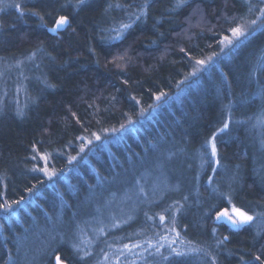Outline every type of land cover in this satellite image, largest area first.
Listing matches in <instances>:
<instances>
[{
	"label": "trees",
	"instance_id": "1",
	"mask_svg": "<svg viewBox=\"0 0 264 264\" xmlns=\"http://www.w3.org/2000/svg\"><path fill=\"white\" fill-rule=\"evenodd\" d=\"M261 8L264 0H0V204L11 205L0 209V264H19L35 221L60 208L72 217L161 141L189 152L191 184L94 247L53 246L41 264H116L122 252V264H264ZM60 16L68 23L50 31ZM252 20L246 36L222 43ZM233 205L253 216L237 230L216 220Z\"/></svg>",
	"mask_w": 264,
	"mask_h": 264
},
{
	"label": "rangeland",
	"instance_id": "2",
	"mask_svg": "<svg viewBox=\"0 0 264 264\" xmlns=\"http://www.w3.org/2000/svg\"><path fill=\"white\" fill-rule=\"evenodd\" d=\"M178 152L177 144L161 141L151 155L132 162L113 180L100 185L81 209L79 203L72 217H66L60 208L55 216L48 217L47 223L35 221L30 231H26L19 241L18 263L41 264L49 250L60 244L73 243L75 248L80 249V243L85 245L88 242L94 247L100 233L105 235L108 230L121 227L164 193L177 190L180 184H191L193 166L189 152L181 155ZM199 161L204 162L202 158ZM227 210L233 215L232 207ZM83 214L84 222H80V215ZM83 252L89 253L84 249ZM122 256H116V264L123 263Z\"/></svg>",
	"mask_w": 264,
	"mask_h": 264
},
{
	"label": "snow or ice",
	"instance_id": "3",
	"mask_svg": "<svg viewBox=\"0 0 264 264\" xmlns=\"http://www.w3.org/2000/svg\"><path fill=\"white\" fill-rule=\"evenodd\" d=\"M84 2H85V0H76L77 5L83 4ZM183 3H184V0H177V6H180ZM15 8L20 12L21 15L24 14L25 9L22 8L21 3H19V2L15 3ZM260 12H261L262 15H264V8H261ZM37 15H38V13H37ZM40 19L43 22V17H40ZM67 23H68V17L67 16H60L55 21V25L49 30L50 31H57L58 29L63 28ZM254 24H256V21L252 20L247 25H237L236 27H233V28L229 29V31L231 32L232 35H231V37L225 36L224 40L222 41V43H224L225 45H230V44L233 43V40H237V39H239L242 36H246L248 34L249 25H254ZM130 26L131 25L122 24L120 26V28L122 30H126ZM120 35H121V32L118 31L117 32V37H119ZM213 55H215V53ZM211 59H212V57L208 58V60H211ZM206 62L207 61H205V60H200L197 63L200 64V65H204ZM162 95H163V93H161V96ZM159 99H160V96H157V100H159ZM230 119H231V117H229L228 120H225L224 123H223V127L217 129V132H223L224 130L228 129L229 128ZM113 131H115V129H113ZM96 139H100V137L97 136ZM206 143L211 145V154H212V156H216V154H217L216 133H213V135L210 138V140H208ZM35 158L36 157H33V159H35ZM42 159H44L46 161L47 160V156L42 157ZM72 159H75V157H73ZM39 170L45 172V174L48 175L49 177L54 176L56 174L55 171H51L50 172L47 169V167L41 168ZM29 191H31V189H29ZM230 199L231 198L229 197V201H230ZM21 200H23V198H21ZM13 203L20 204L21 201H14ZM0 209L8 211V210L11 209V205L8 204L7 202H5L3 204H0ZM232 213H233V215H230L228 210L224 209V210L219 211V212L216 213V219L217 220H221V221L226 219L228 222L231 223L233 228H239L243 224L249 223V222H251L253 220V216L252 215H249L248 212H246L243 209L238 208V207H236L234 205L232 207ZM160 219H161V221H163L164 217L161 216ZM176 235L179 236V233H177ZM151 246H152L151 241H149V247H151ZM132 247H136V245H133ZM160 247H163V245H159L156 248V252L157 253H159ZM124 248L127 249V248H129V246L128 245H124ZM198 251H200V249H197V248H189L187 250V252L186 251H178L175 248L172 249V252L175 253V255L177 257L187 255L188 252H198ZM171 254L172 253H170V255ZM121 255H123V253H121ZM164 259L166 260V259H168V257H164ZM256 259L259 260L260 257L257 256ZM57 264H63V262L61 261L59 256L57 257Z\"/></svg>",
	"mask_w": 264,
	"mask_h": 264
},
{
	"label": "water",
	"instance_id": "4",
	"mask_svg": "<svg viewBox=\"0 0 264 264\" xmlns=\"http://www.w3.org/2000/svg\"><path fill=\"white\" fill-rule=\"evenodd\" d=\"M224 209H226V208H224ZM224 209H222V210H224ZM222 210H221V211H222ZM216 220H217V219H216ZM217 222H219V223H221V222H224V223H226V224H228L229 226H231V227H232L231 223H230V222H228L226 219H224V220H222V221H221V220H217ZM239 228H240V227H239ZM234 229H236V230H237L238 228H234Z\"/></svg>",
	"mask_w": 264,
	"mask_h": 264
}]
</instances>
